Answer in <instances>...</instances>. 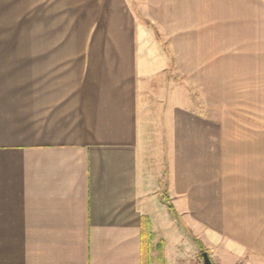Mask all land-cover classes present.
<instances>
[{
    "label": "crops",
    "instance_id": "obj_1",
    "mask_svg": "<svg viewBox=\"0 0 264 264\" xmlns=\"http://www.w3.org/2000/svg\"><path fill=\"white\" fill-rule=\"evenodd\" d=\"M234 48L264 65V0H0V264H264V123L170 75Z\"/></svg>",
    "mask_w": 264,
    "mask_h": 264
},
{
    "label": "rangeland",
    "instance_id": "obj_2",
    "mask_svg": "<svg viewBox=\"0 0 264 264\" xmlns=\"http://www.w3.org/2000/svg\"><path fill=\"white\" fill-rule=\"evenodd\" d=\"M154 28L157 31L156 34L159 39L168 46L172 39L165 36L167 33H163L159 25H155ZM169 52L172 57L170 68L171 77L179 81H187L189 88L193 91L195 89L196 93H201L203 109H206V105L212 103V109L220 111L223 116L226 110H228L226 113L228 118L230 119V117H232L233 120L237 122L238 126H240L241 123H250V127L258 128L257 123H264V111L259 108V112L262 114L257 113L256 103H258V100L256 96H254L260 95V99L264 101V73H258V71H264V65H258V59L244 57V51L242 49L234 48L230 52L232 55L231 57H229L230 54L228 57L220 56L221 60H219V65H211V67L206 66L203 68L207 70V72L204 71L203 75L206 76L207 74V76L202 83V88H200L199 83L194 80L193 75L195 70H197V67L193 65L194 51L186 50L183 55L182 63L180 64L176 62L174 50L172 51L171 49ZM222 52L225 51L219 49L215 51V55H221ZM217 59H219V56ZM210 70L211 75L209 74ZM244 91H248L249 94L245 96V94H243ZM243 100H248L250 102L249 111H245V108H242L243 105H245ZM227 105L234 106L226 109ZM214 113L215 111H212V114ZM190 233L193 234L189 231V235ZM198 235L202 237L201 239L205 244L200 238L199 239L207 248L205 246L203 251H201L199 245L195 241V243H193L192 240L186 236V264H203L202 253L204 251L209 252L216 264L228 263L230 254L226 250L227 245L222 244L223 239L222 241L211 243L209 242V238L202 235V233H198ZM212 245L214 247H212Z\"/></svg>",
    "mask_w": 264,
    "mask_h": 264
},
{
    "label": "trees",
    "instance_id": "obj_3",
    "mask_svg": "<svg viewBox=\"0 0 264 264\" xmlns=\"http://www.w3.org/2000/svg\"><path fill=\"white\" fill-rule=\"evenodd\" d=\"M169 203V207L171 208V210H173L175 213V208L174 206L172 205V203L170 201H168ZM190 236L192 237V239L199 245V248L201 249V251H203V249L205 248L204 244L200 241L199 238H197L196 236H194L193 234L190 233ZM145 243H144V255L145 257L148 256V243H147V237H146V233H145Z\"/></svg>",
    "mask_w": 264,
    "mask_h": 264
},
{
    "label": "water",
    "instance_id": "obj_4",
    "mask_svg": "<svg viewBox=\"0 0 264 264\" xmlns=\"http://www.w3.org/2000/svg\"><path fill=\"white\" fill-rule=\"evenodd\" d=\"M203 264H215L208 251L202 253Z\"/></svg>",
    "mask_w": 264,
    "mask_h": 264
}]
</instances>
